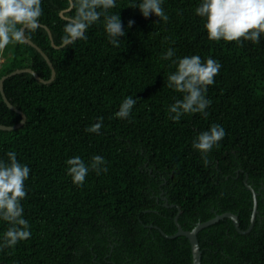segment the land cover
I'll use <instances>...</instances> for the list:
<instances>
[{
  "label": "trees",
  "instance_id": "obj_1",
  "mask_svg": "<svg viewBox=\"0 0 264 264\" xmlns=\"http://www.w3.org/2000/svg\"><path fill=\"white\" fill-rule=\"evenodd\" d=\"M140 2L116 0L108 10L119 15L125 32L118 47L101 16L85 39L57 49L41 25L60 46L67 0H41V25L25 35L49 56L56 77L43 84L23 73L4 82L7 99L26 121L0 130V160L8 162L14 151L31 169L21 201L31 237L0 250V264H192L189 239L162 232L176 233L177 215L182 228L192 230L225 212L248 229L253 195L247 176L259 193L253 229L240 233L229 218L202 229L201 260L264 264V33L259 43L210 41L195 12L202 0H163L166 22L154 14L145 18L135 7ZM169 48L174 56L161 59ZM193 55L221 68L205 93L207 115L184 114L174 122L168 109L183 94L167 87L168 76L176 71L173 61ZM26 68L51 77L45 58L25 41L0 51V80ZM129 96L136 100L130 115L117 118ZM21 119L0 92V124ZM97 122L98 134L85 131ZM214 124L224 138L208 152L194 149L196 137ZM96 155L107 170L89 169L84 183L74 185L66 161L79 156L90 165ZM9 227L0 219V244Z\"/></svg>",
  "mask_w": 264,
  "mask_h": 264
},
{
  "label": "clouds",
  "instance_id": "obj_2",
  "mask_svg": "<svg viewBox=\"0 0 264 264\" xmlns=\"http://www.w3.org/2000/svg\"><path fill=\"white\" fill-rule=\"evenodd\" d=\"M163 0H141L135 6L141 14L148 18L150 14L165 22L168 16L162 8ZM116 6V0H67L61 15L66 23L61 37V47L66 48L79 39H85V32L101 16L104 17V28L113 46H119V38L125 35L119 15H108V10ZM196 15L204 18V28L210 41L240 42L248 40L259 43L264 33V0H202L195 10ZM74 13V14H73ZM42 15L41 0H0V51L10 43L21 42L25 34L39 27ZM134 21H129L132 27ZM169 48L161 59L168 60L174 56ZM176 71L168 76L167 87L183 94L168 109L170 119L178 122L184 114L205 113L211 101L205 98L207 87L214 83V77L219 73L221 65L209 58L202 62L198 55L185 56L178 61ZM136 100L131 96L124 99L115 114L117 118L126 119L134 107ZM103 118H100L102 121ZM102 127L97 122L85 129L89 133H99ZM225 136V130L220 125H212L208 131L200 133L193 141L192 147L201 152H208ZM8 162L0 160V219L8 222L11 227L3 235V248L14 247L18 242L31 237L30 226L23 218L24 209L21 201L26 196L25 181L29 178L31 169L17 160L14 151L7 153ZM67 174L74 185L84 183L89 169L99 174L106 171L102 165L105 161L96 155L91 164L86 165L79 157L66 161Z\"/></svg>",
  "mask_w": 264,
  "mask_h": 264
},
{
  "label": "water",
  "instance_id": "obj_3",
  "mask_svg": "<svg viewBox=\"0 0 264 264\" xmlns=\"http://www.w3.org/2000/svg\"><path fill=\"white\" fill-rule=\"evenodd\" d=\"M39 25H41V24L39 23ZM41 26L46 28V30L48 31V34H49V37L51 39L53 47H55L57 49L61 48V45L58 46L54 42L53 36H52V33H51L50 29L47 26H45V25H41ZM23 41H25L26 43H28L31 46H34L41 53V55L45 58V60L47 61L48 65L51 68V77H50V79L45 80L42 77H40L34 70H32L30 68L18 69L16 71H14V72L2 77V79L0 80V92L2 94L3 100H4V102L7 104V106L11 110H13L16 113H18L19 115H21L22 119H21V121L19 123L15 124V125H12V126H7V125L0 124V130L1 131H13V130L21 127L26 121L25 114L21 110H19L17 107H15L7 99V97L5 95L4 82H5L6 79L10 78L11 76H15L17 74L30 73L38 80L39 83L49 84L52 81H54V79L56 77V70H55V68L53 66V63L50 60L49 56L37 44H35L30 39H28L26 37V35H25ZM246 186H247L248 190L251 191V193L253 195V208H252L251 222H250V225H249L248 229H246V230L241 229L239 218H238V216L236 214H234L232 212H225V213H222V214H216L215 217H213L212 219L207 220L205 222L197 223L192 230H184L182 228V226L178 222V216L179 215H177L176 218H175V223H176V226H177L176 233H174L173 235H167L164 232H162V234L165 237H168V238H175V237H178V236L187 237L189 239V242H190L191 248H192V256H193L192 264H202V260H201L202 251H201L200 244H199V239H198V233L202 229H204L206 227H209V226H211V225H213V224L217 223L218 221L223 220L225 218L231 219L234 222V225H235L237 231H239L240 233H248V232H250L253 229V227L255 225V221H256V216L258 214V195H259V193L257 191H255L254 188L251 185H249L247 182H246Z\"/></svg>",
  "mask_w": 264,
  "mask_h": 264
},
{
  "label": "flooded vegetation",
  "instance_id": "obj_4",
  "mask_svg": "<svg viewBox=\"0 0 264 264\" xmlns=\"http://www.w3.org/2000/svg\"><path fill=\"white\" fill-rule=\"evenodd\" d=\"M245 181H246V182L248 181V176H247V178L245 179ZM163 184H165V183H163ZM263 187H264V186H262L261 189H263ZM164 193H165V191L162 190V192L160 193V195H161L160 197H161L163 200H167V197L164 196ZM258 196H259V195H258ZM165 205H167L166 202H165Z\"/></svg>",
  "mask_w": 264,
  "mask_h": 264
}]
</instances>
